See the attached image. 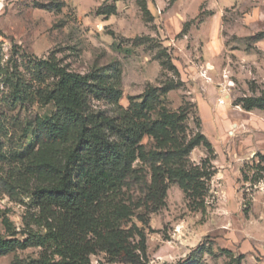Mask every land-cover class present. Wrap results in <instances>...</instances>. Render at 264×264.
Instances as JSON below:
<instances>
[{"label": "rangeland", "instance_id": "374dc122", "mask_svg": "<svg viewBox=\"0 0 264 264\" xmlns=\"http://www.w3.org/2000/svg\"><path fill=\"white\" fill-rule=\"evenodd\" d=\"M13 65L27 79L40 74L43 86L56 69L99 72L119 90L121 106L143 104L146 121L166 114L175 127L144 134L130 150L133 173L93 216L95 246L117 229L131 249L144 246L146 264H264V109H248L250 100L264 101V0H0V66ZM0 79L5 237L9 229L35 230L40 220L32 192L44 179L33 168L50 148L34 133L36 117L52 109L38 100L9 108V86ZM150 88L155 98L147 99ZM194 140L186 165L213 172L203 206L173 181L151 213L145 192L163 157L142 155ZM116 205L125 220L113 216ZM41 253L29 248L0 264ZM107 258L89 255L90 264H110Z\"/></svg>", "mask_w": 264, "mask_h": 264}, {"label": "trees", "instance_id": "16d2710c", "mask_svg": "<svg viewBox=\"0 0 264 264\" xmlns=\"http://www.w3.org/2000/svg\"><path fill=\"white\" fill-rule=\"evenodd\" d=\"M2 74L9 86V108L38 100L52 110L36 117L34 133L37 143L50 148V154L33 168L44 179V184L32 192L40 220L37 223L34 218L35 230L18 233L9 229L7 236H0V257L41 248L43 253L37 258L15 260L14 264H90L89 255L97 251L104 252L110 264H146L144 246L139 252L131 249L117 229L104 232L100 246H95L93 216L108 198L117 195L119 183L133 173L130 150L140 144L144 134L156 128L165 133L170 126L168 130L175 131L172 124H166V114L146 121L143 104L124 108L119 103V90L99 72L81 76L56 69L54 79L46 86L41 84L40 74L27 79L17 65L0 66V77ZM145 97L155 98V89L147 90ZM253 107L264 109V101L250 100L248 109ZM197 144L196 140L186 146L174 143L157 153L142 155L163 157V164L145 192L151 213L163 206L168 185L173 181L191 190L199 200L197 206H203L206 183L213 172L207 171L204 163L188 168L185 159ZM169 158L171 164L167 162ZM113 216L126 219L120 205L114 207Z\"/></svg>", "mask_w": 264, "mask_h": 264}, {"label": "crops", "instance_id": "0c3cea01", "mask_svg": "<svg viewBox=\"0 0 264 264\" xmlns=\"http://www.w3.org/2000/svg\"><path fill=\"white\" fill-rule=\"evenodd\" d=\"M171 17H172V19H170V22L169 23H170V25H173V22L175 21V16H172L171 15Z\"/></svg>", "mask_w": 264, "mask_h": 264}, {"label": "built area", "instance_id": "2783aa9c", "mask_svg": "<svg viewBox=\"0 0 264 264\" xmlns=\"http://www.w3.org/2000/svg\"><path fill=\"white\" fill-rule=\"evenodd\" d=\"M219 103H220V104H222V103H223V101H222V100H219Z\"/></svg>", "mask_w": 264, "mask_h": 264}]
</instances>
